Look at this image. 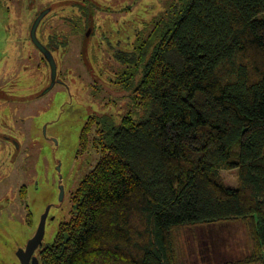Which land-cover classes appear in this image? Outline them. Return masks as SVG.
<instances>
[{
	"label": "trees",
	"instance_id": "1",
	"mask_svg": "<svg viewBox=\"0 0 264 264\" xmlns=\"http://www.w3.org/2000/svg\"><path fill=\"white\" fill-rule=\"evenodd\" d=\"M137 42L127 111L82 127L99 158L40 264H179L176 231L237 220L253 252L226 264H264V0H173Z\"/></svg>",
	"mask_w": 264,
	"mask_h": 264
},
{
	"label": "rangeland",
	"instance_id": "2",
	"mask_svg": "<svg viewBox=\"0 0 264 264\" xmlns=\"http://www.w3.org/2000/svg\"><path fill=\"white\" fill-rule=\"evenodd\" d=\"M15 1L0 0V23L7 30L0 54V203L6 202L0 208V264L11 256L8 247L32 235L28 216L36 222L48 204H56L45 224L44 243L53 240L59 223L70 216V193L99 158L93 147L81 151L82 127L90 117L107 115L118 121L127 111L125 100L120 101L127 90L119 79L113 86L103 68L110 66L120 77L133 66L137 37L144 38L173 2L19 0L17 8ZM50 6L41 26L51 19L57 68L53 83L49 65L34 54L33 46L10 35L17 14L22 12L25 31ZM82 9L93 18L91 33ZM58 33L66 38H57ZM114 46L119 50L112 51ZM219 175L227 186L238 185L236 168L220 169ZM208 230L185 227L175 232L179 264H226L253 252L243 221L217 224L209 239Z\"/></svg>",
	"mask_w": 264,
	"mask_h": 264
},
{
	"label": "flooded vegetation",
	"instance_id": "3",
	"mask_svg": "<svg viewBox=\"0 0 264 264\" xmlns=\"http://www.w3.org/2000/svg\"><path fill=\"white\" fill-rule=\"evenodd\" d=\"M15 5L16 7L19 6V0L18 1H15ZM18 8V7H17ZM85 8H87L85 6ZM52 9V7H48V8H43L42 12H38L36 18L34 19V22L39 18V22L36 26V29H35V37L37 39V42L34 40L33 36H32V33H31V30H32V27H33V24L32 26L30 25L29 28H26V30L24 31V28L22 26V12H20L19 14H17L15 16V19H14V24H13V27L10 29V35H11V38L12 40L16 39L17 43H23V42H27L28 44L32 45L33 48H34V54L35 55H40L45 61L46 63L49 65L50 69H51V66H50V59L53 58V60L55 59V51L53 50V47L50 46V41L52 40V36H53V32H52V24L50 23L51 22V19H47L43 26H41V23L42 21L44 20L45 16L48 14V12ZM82 12L84 14V19L88 25V27H86V30H90L89 32L91 33L92 32V28L90 26L93 27V18L90 14H88L84 9H82ZM67 19L64 18V22H66ZM90 24V25H89ZM41 26V30L39 31V28ZM48 29H50V31H48ZM6 27L5 25L1 24L0 23V54L3 53L2 51V45L4 44V37H5V34H6ZM62 30H60L61 32ZM13 32L15 35H13ZM46 32H48V34H45ZM40 33V34H39ZM89 33V34H90ZM59 35L57 36V38H66V36H63L61 35V33H58ZM130 42H132L133 40H135V37H134V34L131 33L130 35ZM40 43L43 47V49H41L36 43ZM133 47H132V44L129 46L128 50H132ZM119 48L114 46L112 48V51H118ZM55 61V60H54ZM56 64V63H55ZM57 69V68H56ZM103 71H105V73L108 75L107 77V80L108 81H111L113 83V86L115 84V80L117 79L118 77V74L110 67V66H106L103 68ZM4 203H0V208H4L6 207ZM53 206H56V204H48L46 206L49 207L48 208V213H47V218L49 217V212L51 210V207ZM46 208L44 209V211L46 210ZM44 213V212H43ZM47 218H46V221H47ZM26 222L27 224L34 229V231L32 232V235H30L29 237H27L24 241H21L19 242L16 246H12V247H8L9 250L11 251V256H8L7 259H3L1 261V263H5V264H23L22 262V256L25 254L23 252V250L26 249V245H27V241L29 240V238L31 236L34 235V233L36 232V229H37V226H38V223H39V220L34 222L33 218L28 216L27 219H26ZM46 224V222H45ZM44 239V237H43ZM43 239L41 241V243L39 244V246L33 251V253L31 254V256L28 258V263L29 264H40V252L41 250H43L45 244L43 242ZM49 243V242H48ZM36 257L37 258V263L34 262L33 260V257Z\"/></svg>",
	"mask_w": 264,
	"mask_h": 264
},
{
	"label": "water",
	"instance_id": "4",
	"mask_svg": "<svg viewBox=\"0 0 264 264\" xmlns=\"http://www.w3.org/2000/svg\"><path fill=\"white\" fill-rule=\"evenodd\" d=\"M40 18L41 17H39L34 22L32 30H31L32 36H33V38H34V40L36 42H37V39L35 37L36 36L35 35V29H36V26H37ZM36 44L41 49H43L42 45L39 42L36 43ZM50 66H51V79H52V83H53L55 81V78H56V64H55V61L53 60V58L50 59ZM60 191H61V195H62L63 187H61ZM48 208L49 207H47L46 210L44 211V213L41 215L39 223H38V226H37V229H36V232L27 241L26 249L23 250V252L25 253L22 256L23 264H29L28 263V258L31 256L33 251L39 246V244L41 243V241H42V239L44 237V234H45V222H46V218H47L46 216H47V213H48ZM33 260H34L35 263H37V258L35 256L33 257Z\"/></svg>",
	"mask_w": 264,
	"mask_h": 264
}]
</instances>
